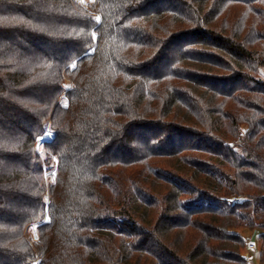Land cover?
Segmentation results:
<instances>
[{
    "label": "trees",
    "instance_id": "16d2710c",
    "mask_svg": "<svg viewBox=\"0 0 264 264\" xmlns=\"http://www.w3.org/2000/svg\"><path fill=\"white\" fill-rule=\"evenodd\" d=\"M262 69L264 0H0V264H264Z\"/></svg>",
    "mask_w": 264,
    "mask_h": 264
},
{
    "label": "rangeland",
    "instance_id": "374dc122",
    "mask_svg": "<svg viewBox=\"0 0 264 264\" xmlns=\"http://www.w3.org/2000/svg\"><path fill=\"white\" fill-rule=\"evenodd\" d=\"M93 0H81V3L86 6L88 2H91ZM98 16V14H96ZM99 18V17H98ZM260 76L264 78V69L261 70ZM65 86L69 88L71 86V83H65ZM51 137V134H46V138ZM38 148L41 150V142L38 144ZM54 175V172L49 173L48 175ZM54 181V179H53ZM232 232L239 234L243 241L244 246L241 247V254L245 258L248 264H259L258 263V249H259V242L258 240V232L256 230H251L248 228H239V229H232ZM256 232V238L253 241L254 233ZM27 236L30 239V241H34L38 238V230L37 225H33L29 228L27 232Z\"/></svg>",
    "mask_w": 264,
    "mask_h": 264
},
{
    "label": "water",
    "instance_id": "95a60500",
    "mask_svg": "<svg viewBox=\"0 0 264 264\" xmlns=\"http://www.w3.org/2000/svg\"><path fill=\"white\" fill-rule=\"evenodd\" d=\"M255 238H256V232L254 233V236H253V241L255 240Z\"/></svg>",
    "mask_w": 264,
    "mask_h": 264
},
{
    "label": "built area",
    "instance_id": "2783aa9c",
    "mask_svg": "<svg viewBox=\"0 0 264 264\" xmlns=\"http://www.w3.org/2000/svg\"><path fill=\"white\" fill-rule=\"evenodd\" d=\"M36 225V224H35ZM36 264H38V263H36Z\"/></svg>",
    "mask_w": 264,
    "mask_h": 264
}]
</instances>
